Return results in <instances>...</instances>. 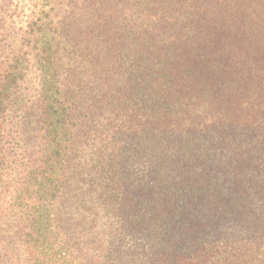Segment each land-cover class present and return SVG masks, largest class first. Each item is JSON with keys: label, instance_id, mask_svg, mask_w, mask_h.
<instances>
[{"label": "trees", "instance_id": "16d2710c", "mask_svg": "<svg viewBox=\"0 0 264 264\" xmlns=\"http://www.w3.org/2000/svg\"><path fill=\"white\" fill-rule=\"evenodd\" d=\"M29 1L18 40L0 9L17 263L264 264V0ZM23 94L39 148L13 157Z\"/></svg>", "mask_w": 264, "mask_h": 264}, {"label": "rangeland", "instance_id": "374dc122", "mask_svg": "<svg viewBox=\"0 0 264 264\" xmlns=\"http://www.w3.org/2000/svg\"><path fill=\"white\" fill-rule=\"evenodd\" d=\"M28 3L29 0H1L0 9L2 20L6 22L5 28L1 31L13 34L14 40H18L21 35V27L24 24L25 17H28ZM0 44L12 46L14 44L7 42V40H0ZM16 43V41H14ZM9 44V45H8ZM7 46H4L8 51ZM3 47L0 46V49ZM15 101L12 107L13 135L16 138L18 148L13 144L9 148H13L11 156L14 157V152L21 154H34L38 151L39 146V133H38V111L35 107V101L32 98H24V94ZM13 146V147H12ZM26 151V153H25ZM5 217L0 220V264H18L19 253L17 241L13 239L12 235L8 233L9 227L5 224Z\"/></svg>", "mask_w": 264, "mask_h": 264}]
</instances>
